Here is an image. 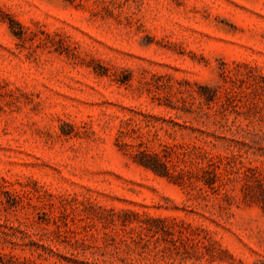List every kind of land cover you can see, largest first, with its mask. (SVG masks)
<instances>
[{
	"label": "rangeland",
	"instance_id": "1",
	"mask_svg": "<svg viewBox=\"0 0 264 264\" xmlns=\"http://www.w3.org/2000/svg\"><path fill=\"white\" fill-rule=\"evenodd\" d=\"M0 264H264V0H0Z\"/></svg>",
	"mask_w": 264,
	"mask_h": 264
}]
</instances>
